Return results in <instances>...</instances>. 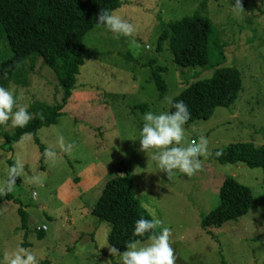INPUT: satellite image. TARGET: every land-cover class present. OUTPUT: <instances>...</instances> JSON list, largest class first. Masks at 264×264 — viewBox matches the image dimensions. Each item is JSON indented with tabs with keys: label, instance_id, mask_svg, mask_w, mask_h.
I'll list each match as a JSON object with an SVG mask.
<instances>
[{
	"label": "rangeland",
	"instance_id": "1",
	"mask_svg": "<svg viewBox=\"0 0 264 264\" xmlns=\"http://www.w3.org/2000/svg\"><path fill=\"white\" fill-rule=\"evenodd\" d=\"M123 1L115 12L134 32L117 38L97 26L88 33L85 45L92 57L81 68L57 124L38 131L41 146L31 134L7 145L0 136V180L9 159L19 158L25 172L16 178L14 191L4 194L13 200L0 201V258L19 245L33 251L38 264H119V256L108 251L111 225L91 212L108 179L129 172L142 206L171 229L176 264H264V173L212 158L214 150L233 143L264 145V0H241L243 11L231 7L234 0H208L202 10L204 0ZM197 11L210 23L209 64L178 68L171 54L165 55L167 45L158 51V39L164 24ZM0 46V59H5L7 48ZM154 58L166 68L163 98L154 83L146 82ZM217 67L240 71L243 89L231 107L184 125L183 143L203 134L208 155L200 157L202 167L193 175L173 170L168 178L151 160L154 150H140L143 114L170 111L165 97L173 101L192 83L211 78ZM9 89L28 110L33 102L54 105L62 98L54 71L41 59L29 71L26 87L13 84ZM140 105L148 109H135ZM16 128L2 125L8 135ZM61 137L65 145H73L70 152L61 147ZM46 149L55 155L46 156ZM227 177L253 191L255 206L208 233L201 227L202 217L217 206Z\"/></svg>",
	"mask_w": 264,
	"mask_h": 264
},
{
	"label": "trees",
	"instance_id": "2",
	"mask_svg": "<svg viewBox=\"0 0 264 264\" xmlns=\"http://www.w3.org/2000/svg\"><path fill=\"white\" fill-rule=\"evenodd\" d=\"M207 1L201 3V10ZM124 4L123 0H0V45H5L8 52L5 59H0V73H7L6 78L0 76V86L10 88L14 84L26 87L29 84V71H33L36 61L41 59L56 75L60 87L56 93L62 92L61 100L54 105L33 102L28 110L33 118L25 127H17L13 135L3 132L0 125V136L5 138V145L31 134L36 144L41 146L38 131L57 124L72 97L81 68L92 57L85 45V38L97 27L99 12L105 9L116 11ZM209 32V20L197 11L192 16L163 25L158 51L162 52L164 45H167L165 55L171 54L178 68L208 65L211 52ZM149 61L150 75L146 82L154 83L159 98H163L168 90L164 79L166 68L159 64L157 58ZM242 89L240 71L217 67L211 78L192 83L173 102L182 100L188 106L190 119L186 125H190L209 120L217 108L231 107ZM135 109L145 112L148 107L140 105ZM219 151L221 155L212 153V158L221 165L242 163L250 169H261L264 173V145L233 143ZM8 162L14 163L12 159ZM2 199L13 200V197L11 194L0 195V201ZM255 203L249 187L233 177H227L219 188L217 206L202 217L201 227L211 233L212 229L247 215ZM20 213L24 216L22 210ZM91 213L98 221L111 225L108 241L119 252L125 250L130 240L146 241L147 234L145 238L132 235L134 220L151 218V214L139 201L136 180L129 172L108 179ZM156 231L159 232L158 229Z\"/></svg>",
	"mask_w": 264,
	"mask_h": 264
},
{
	"label": "clouds",
	"instance_id": "3",
	"mask_svg": "<svg viewBox=\"0 0 264 264\" xmlns=\"http://www.w3.org/2000/svg\"><path fill=\"white\" fill-rule=\"evenodd\" d=\"M231 7L243 11L241 0H234ZM96 25L103 26L117 38L129 37L135 30L131 23L114 10H101L96 18ZM0 76L6 78L7 73H0ZM164 99L173 110L159 113L147 111L143 114V123L139 129L140 150L143 152L154 150L151 160L155 162L158 170L167 174L168 178L171 177L173 170L191 176L202 167L200 157L208 155V140L201 134L196 140L183 143L184 125L190 119L188 106L182 100L173 102L169 97ZM32 118L27 106L17 104L13 90L0 86V125L10 123L12 127L23 128ZM59 143L65 151L70 152L73 148L71 143L64 144L63 137ZM45 155L52 157L55 153L46 149ZM213 155L220 156L221 152L218 150ZM22 174H25L24 163L18 158L8 165L6 177L0 180V195L13 192L16 178ZM40 183L42 185V181ZM157 228L159 232L156 231ZM145 234L146 242H142V239H133L126 243L123 252H119L115 247H109L108 251L112 256H119V264H176L174 249L169 242L171 236L169 227L163 226V222L155 215L151 218L135 219L132 227L133 237L145 238ZM0 264H38V260L33 251L17 245L3 254Z\"/></svg>",
	"mask_w": 264,
	"mask_h": 264
}]
</instances>
